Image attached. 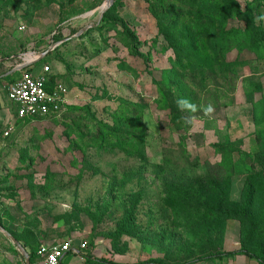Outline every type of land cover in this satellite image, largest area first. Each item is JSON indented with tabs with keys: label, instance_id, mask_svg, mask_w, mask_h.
Returning a JSON list of instances; mask_svg holds the SVG:
<instances>
[{
	"label": "rangeland",
	"instance_id": "374dc122",
	"mask_svg": "<svg viewBox=\"0 0 264 264\" xmlns=\"http://www.w3.org/2000/svg\"><path fill=\"white\" fill-rule=\"evenodd\" d=\"M236 5L264 30V0ZM227 7L224 0H0L1 125L13 114L6 95L17 64L41 56L71 91L61 117L20 120L0 145V264H26L3 230L31 252V264H41L42 244L67 238L89 242L92 259L82 264H260L243 254L189 263L244 242L264 252V51H221L214 18ZM200 18L217 33L212 42L199 38ZM228 24L242 26L245 37L246 20ZM194 54L202 57L189 64ZM241 59L250 64L232 89L224 62ZM202 62L216 70H206L201 87L193 64ZM180 78L200 98L191 112L168 92ZM135 104L144 109V158L102 151L100 122L119 124ZM225 152L230 175L221 166ZM248 182L256 189L251 205ZM70 257L75 264L80 255Z\"/></svg>",
	"mask_w": 264,
	"mask_h": 264
},
{
	"label": "trees",
	"instance_id": "16d2710c",
	"mask_svg": "<svg viewBox=\"0 0 264 264\" xmlns=\"http://www.w3.org/2000/svg\"><path fill=\"white\" fill-rule=\"evenodd\" d=\"M225 3L229 4V7H227L226 10H224L223 15L221 16H215L214 21H220L219 22V26H215L213 27V29L215 30H221L220 35H222V38L219 37H215V35L217 34L215 31L213 32V34L211 32H209V25H208V21L207 18H200V27L203 26V30L202 32H199L198 35L200 36L199 38L205 42L206 41H210L212 42V38L209 39L210 36H214L215 39L219 42V41H224V48L221 49V51L223 53H230L231 51H233L234 49L238 51L240 56L242 54V52L249 50V52H253L256 54H260L261 52L264 51V30L262 27H257L255 24L256 22L254 20H252V16L249 14L248 11H243L241 10L237 5H236V0H224ZM247 15H249L251 17V19L247 18ZM238 18L239 20L245 21L246 20V30L247 33L245 34V37H243V30L244 28H242V26L240 25H232L230 26L228 23L231 19L233 18ZM227 28V29H226ZM251 31H253L255 33V35L253 37H251ZM192 42H195V38L191 37L190 38ZM229 41V42H227ZM253 43V44H251ZM171 46L173 47V43L172 41H170ZM203 52L206 53V56H204L206 59H210V56H208V49L206 47H204ZM215 55L218 54L217 50H214ZM176 53H178V62H181L182 58H183V52L180 50H176ZM224 54V55H225ZM186 57V56H185ZM198 57H202L199 56L198 54H194L193 57H186L188 63L190 64L191 61H193L195 58ZM250 64V59H244V60H240L238 62H234V63H226L224 62V66L226 67V69L224 70V72L221 73V75H223V77L228 80H230V84L231 86H233L232 89H235V81L236 79L239 77L240 72L242 70V68L245 65H249ZM195 66V70L198 71L199 76H200V85L202 87V85L204 86V82L205 79L207 78L206 75V70H210L212 72H214L216 70L215 67H211L210 65L206 64L205 62L200 63L198 66ZM30 70L31 67L30 65L26 66V68H24L23 70ZM217 73L219 74V70H217ZM185 77V73L184 76ZM195 77V76H194ZM253 75L252 76H247L245 77V80L250 82L253 79ZM52 80L55 81L57 78L53 72L52 76H51ZM235 80V81H232ZM186 84L184 83L183 80H181V78L177 81H171L170 82V89L168 92H170L171 94H173V96L175 97V100L180 101V102H184V106L186 107V109L188 111H192L194 109L197 108V106L200 105V98H197L196 96L193 97L192 94H194L193 90H190L191 95H188L187 93V89H186ZM167 92V91H166ZM223 100L226 99L224 97H217L216 100ZM221 100V101H222ZM223 105L229 106L231 105V102L227 103L226 100H224ZM140 110L141 113L142 111H144L143 107H141L139 104H135L132 108V110H130L127 114L126 113H121L117 119V122L121 125L119 126V124H116L114 126H110L108 124L105 123H101L102 127L100 128V133H99V140H100V149L104 152H109V151H114L116 149H120L124 152H129L128 155H136L139 157V159H143L144 155H145V148L144 145L142 144V141L144 139V133H145V129L144 126L140 123ZM65 112V111H64ZM63 112V113H64ZM62 115V114H61ZM180 119V117L175 118ZM123 123V124H122ZM2 130H0V134L3 133L1 132ZM137 147L140 148V151L137 150ZM230 163H232V154L230 152H225L222 156V160H221V166H223L226 169V172L230 175ZM214 183H216L218 181V179H212L210 180ZM218 187V186H217ZM254 194L256 195V189L253 185V183H249L248 182V191L246 193V200L247 203L249 205H251V201L254 197ZM217 198L219 199L220 202L223 201H228V198H226V196H223L222 198V192H218L217 193ZM222 198V200H221ZM219 202V203H220ZM244 214L246 215L247 211L246 209H243ZM238 213V211L236 212H227V215H229V217H233L234 215H236ZM238 215V214H237ZM261 217V216H260ZM259 221V219H258ZM247 242H244L243 244V248L241 250H235L232 252H227V253H217V254H204V255H199L197 257H195L193 260H191L189 263H193L196 261H210L213 258L216 257H224L226 255H247L251 258H254L256 260H258V262L260 264H264V252L263 251H258L252 248H247L246 246ZM30 255V259L33 258L31 252H29ZM83 256H85L87 259H92V257H90L87 254H83ZM98 263L100 264H169L166 263L164 261L161 260H156V259H152V260H145V261H141V262H135V263H122V262H115V261H111V260H103V259H98L96 260Z\"/></svg>",
	"mask_w": 264,
	"mask_h": 264
},
{
	"label": "built area",
	"instance_id": "2783aa9c",
	"mask_svg": "<svg viewBox=\"0 0 264 264\" xmlns=\"http://www.w3.org/2000/svg\"><path fill=\"white\" fill-rule=\"evenodd\" d=\"M36 58L28 62L29 65L41 61L40 57ZM52 74L50 64H43L37 71L31 66L30 70H23L18 78L9 83L7 97L16 106L18 119L25 122L56 118L67 110L71 91L63 81H53ZM14 129V126H9L4 136H9ZM39 249L41 264H63L68 255H83L89 249V242L67 238L61 242L42 244Z\"/></svg>",
	"mask_w": 264,
	"mask_h": 264
},
{
	"label": "crops",
	"instance_id": "0c3cea01",
	"mask_svg": "<svg viewBox=\"0 0 264 264\" xmlns=\"http://www.w3.org/2000/svg\"><path fill=\"white\" fill-rule=\"evenodd\" d=\"M35 56V55H34ZM37 57V58H36ZM38 57L39 56H35L33 59H38ZM23 64H25V63H23ZM19 64H17V67H16V69H15V71H14V73H13V76L10 78V82L11 81H13L15 78H18L20 75H21V72L23 71V70H21V69H19V67H20V65H22V64H20L19 66H18ZM33 67L34 68V70L35 71H37V70H40V67H41V62L39 61V62H37V63H35L34 65H30V67ZM9 82V83H10ZM6 97H7V95H6ZM7 101H8V103H9V106H10V108H13V114L12 115H10V122L9 123H7L6 125H1V121H2V119H4V114L2 113V107L0 108V130H2L1 132H3V133H5L4 131L9 127V126H14L15 127V129H14V131H13V133H11L9 136H7V137H5L4 136V134L3 133H1L0 134V145L1 144H3V140L4 139H6V138H9V137H12L13 136V134L14 133H16V131H17V129H18V121H20V119H18L17 118V116H16V106L13 104V103H11L10 101H9V99H8V97H7ZM3 114V115H2ZM3 232H5V234L11 239V241L15 244V242L12 240V238L10 237V233L9 232H7L6 230H3ZM12 236V235H11ZM13 237V236H12ZM15 238V237H14ZM16 239V238H15ZM19 241V240H18ZM21 244V243H20ZM16 246H17V244H15ZM18 247V246H17ZM74 255H80V257H79V259H78V261L75 263V264H82L83 262H84V260H85V258H84V256L82 255V254H74ZM70 256H73V255H68V256H66L64 259H63V261H62V263L63 264H71L70 263V259L69 258H71Z\"/></svg>",
	"mask_w": 264,
	"mask_h": 264
},
{
	"label": "water",
	"instance_id": "95a60500",
	"mask_svg": "<svg viewBox=\"0 0 264 264\" xmlns=\"http://www.w3.org/2000/svg\"><path fill=\"white\" fill-rule=\"evenodd\" d=\"M112 1H113V0H109V4H111ZM40 58H41V56H40ZM29 64H30V63L22 64V65H20L19 69L23 70V69L26 68V66H28ZM10 237H11L12 240L15 242V244H17V246H18L20 249H22L23 253L25 254V262H26V264H31V261H30V255H29V253L27 252V250H26V249L20 244V242H19L17 239H15L14 237H12L11 235H10Z\"/></svg>",
	"mask_w": 264,
	"mask_h": 264
},
{
	"label": "clouds",
	"instance_id": "9594fccd",
	"mask_svg": "<svg viewBox=\"0 0 264 264\" xmlns=\"http://www.w3.org/2000/svg\"><path fill=\"white\" fill-rule=\"evenodd\" d=\"M207 111H208V112H211V108H209Z\"/></svg>",
	"mask_w": 264,
	"mask_h": 264
}]
</instances>
